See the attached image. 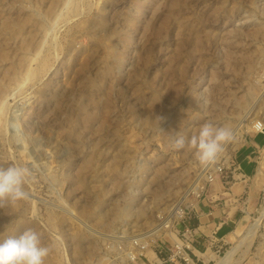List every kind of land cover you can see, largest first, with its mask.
I'll list each match as a JSON object with an SVG mask.
<instances>
[{"label": "rangeland", "instance_id": "obj_1", "mask_svg": "<svg viewBox=\"0 0 264 264\" xmlns=\"http://www.w3.org/2000/svg\"><path fill=\"white\" fill-rule=\"evenodd\" d=\"M206 122L234 133L215 160L172 147ZM254 124L264 0H0V167L31 170L29 198L0 207V239L36 230L44 264H264ZM257 135L242 177L233 157ZM220 180L246 202L194 251L187 221Z\"/></svg>", "mask_w": 264, "mask_h": 264}, {"label": "clouds", "instance_id": "obj_2", "mask_svg": "<svg viewBox=\"0 0 264 264\" xmlns=\"http://www.w3.org/2000/svg\"><path fill=\"white\" fill-rule=\"evenodd\" d=\"M233 137L232 129L206 122L198 133L190 137L177 135L172 147L176 150L187 148L195 159L207 164L217 158L224 144ZM30 175L31 170L27 166L13 163L0 167V207L29 198L24 185ZM50 251L51 248L43 244L41 234L29 228L19 235L0 239V264H44Z\"/></svg>", "mask_w": 264, "mask_h": 264}, {"label": "crops", "instance_id": "obj_3", "mask_svg": "<svg viewBox=\"0 0 264 264\" xmlns=\"http://www.w3.org/2000/svg\"><path fill=\"white\" fill-rule=\"evenodd\" d=\"M261 139L260 135L253 136L242 145L233 157V172H239L242 177L255 172L256 153ZM229 173L231 174V172ZM229 177L233 179V174ZM224 179L226 178L224 177ZM221 181L220 187L218 181L208 187L204 197L199 201L196 209L192 211L189 221H187V228L190 230L189 241L194 251L205 247L213 236L229 231L241 212V204L244 205L246 202L239 193L235 192H239L236 187L233 189V187L227 186L232 182ZM243 182L245 181H242L241 184L238 183L240 188H244ZM240 225L242 222H239L235 229ZM208 251L207 248L205 254L199 253V257L209 261L212 256L209 255Z\"/></svg>", "mask_w": 264, "mask_h": 264}, {"label": "built area", "instance_id": "obj_4", "mask_svg": "<svg viewBox=\"0 0 264 264\" xmlns=\"http://www.w3.org/2000/svg\"><path fill=\"white\" fill-rule=\"evenodd\" d=\"M261 128H262V127H259L260 130H258V132H259L260 134L263 133L262 135H264V129L261 130ZM214 174H215L214 172L211 173V174H209V177H208L209 182H212V181L214 180ZM186 233H188V235H189V233H190V230H189L188 228L186 229L184 235H185ZM188 246L191 247L190 241H189V243H188ZM168 261H169V260H167V259H166V260H165V259H161V260H158L157 262H155L154 264H168Z\"/></svg>", "mask_w": 264, "mask_h": 264}, {"label": "bare ground", "instance_id": "obj_5", "mask_svg": "<svg viewBox=\"0 0 264 264\" xmlns=\"http://www.w3.org/2000/svg\"><path fill=\"white\" fill-rule=\"evenodd\" d=\"M253 126H254V129H255V130H260L259 127H262L261 130L264 129V125L254 124ZM262 134H263V133H262ZM196 185H197V184H193L190 188H192V189L195 188V189H196V188H197ZM195 189H194V190H195ZM174 211H175V210H174ZM175 212H176V211H175ZM178 212H179V211H178ZM180 213H181V212H180ZM175 214H178V213H175ZM174 217H176V215H174ZM259 218H260V217H259ZM166 223H167V222H166ZM164 225H165V223H164ZM249 231H250V230H249ZM245 235H246V234H245ZM201 254H202V253H201ZM204 254H205V252H204ZM207 257H208V256H207ZM204 260H205V259H204ZM223 261H224V260H222V261H220V262H217L216 264H225V263H227V261H225V262H223Z\"/></svg>", "mask_w": 264, "mask_h": 264}]
</instances>
